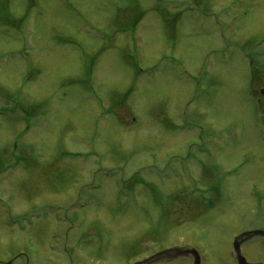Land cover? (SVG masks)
I'll use <instances>...</instances> for the list:
<instances>
[{
	"label": "rangeland",
	"instance_id": "374dc122",
	"mask_svg": "<svg viewBox=\"0 0 264 264\" xmlns=\"http://www.w3.org/2000/svg\"><path fill=\"white\" fill-rule=\"evenodd\" d=\"M251 83L264 86V0H0V264L171 247L237 264L234 237L264 229ZM206 123L219 172L194 145ZM242 252L264 264V237Z\"/></svg>",
	"mask_w": 264,
	"mask_h": 264
},
{
	"label": "water",
	"instance_id": "95a60500",
	"mask_svg": "<svg viewBox=\"0 0 264 264\" xmlns=\"http://www.w3.org/2000/svg\"><path fill=\"white\" fill-rule=\"evenodd\" d=\"M260 119L264 125V106L260 113ZM256 236H264V230L256 229L243 232L236 236L233 241V252L238 264H262L258 262H249L242 253V245L249 239ZM191 256L194 260L193 264H201V255L199 251L193 247H173L167 248L143 261L137 262L135 264H151L152 262L162 261V260H174L177 258Z\"/></svg>",
	"mask_w": 264,
	"mask_h": 264
},
{
	"label": "flooded vegetation",
	"instance_id": "af4514ba",
	"mask_svg": "<svg viewBox=\"0 0 264 264\" xmlns=\"http://www.w3.org/2000/svg\"><path fill=\"white\" fill-rule=\"evenodd\" d=\"M251 86H252V83H251ZM263 90H264V86L257 87V88L256 87L253 88L252 86V89H251V94L256 99V102L258 103L260 109L264 105V91ZM204 125L206 126L207 130H205V127L203 126L198 128V133L196 135L197 142H195L194 145L198 147L199 148L198 150L200 152H203L205 156L207 155L211 157L212 160H214L215 155H216V148L219 147L218 141L222 133H220L211 123H206ZM201 158L202 156L197 157L196 161L200 163H205L204 160H201ZM216 162H217V159H215L212 163H214V166L216 167V171L219 172L220 168L217 164H215ZM199 166L201 167L200 164ZM221 184L222 182H219L218 184H215L213 186H207L206 189H208V191H210L213 194H217L219 193L220 190H223L219 188ZM257 198L262 199L260 195H258Z\"/></svg>",
	"mask_w": 264,
	"mask_h": 264
},
{
	"label": "bare ground",
	"instance_id": "6f19581e",
	"mask_svg": "<svg viewBox=\"0 0 264 264\" xmlns=\"http://www.w3.org/2000/svg\"><path fill=\"white\" fill-rule=\"evenodd\" d=\"M243 189L245 188V187H242Z\"/></svg>",
	"mask_w": 264,
	"mask_h": 264
}]
</instances>
